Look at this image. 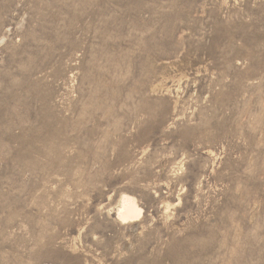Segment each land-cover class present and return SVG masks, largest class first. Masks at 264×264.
I'll list each match as a JSON object with an SVG mask.
<instances>
[{"label": "rangeland", "instance_id": "obj_1", "mask_svg": "<svg viewBox=\"0 0 264 264\" xmlns=\"http://www.w3.org/2000/svg\"><path fill=\"white\" fill-rule=\"evenodd\" d=\"M0 264H264V0H0Z\"/></svg>", "mask_w": 264, "mask_h": 264}, {"label": "bare ground", "instance_id": "obj_2", "mask_svg": "<svg viewBox=\"0 0 264 264\" xmlns=\"http://www.w3.org/2000/svg\"><path fill=\"white\" fill-rule=\"evenodd\" d=\"M142 215L143 210L137 205L135 199L125 196L121 207L118 209V218L127 224L137 221Z\"/></svg>", "mask_w": 264, "mask_h": 264}]
</instances>
